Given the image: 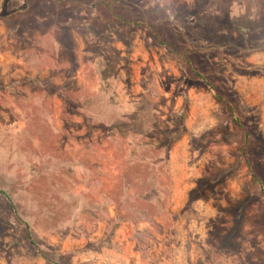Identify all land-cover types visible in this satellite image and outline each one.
Instances as JSON below:
<instances>
[{
  "label": "rangeland",
  "instance_id": "374dc122",
  "mask_svg": "<svg viewBox=\"0 0 264 264\" xmlns=\"http://www.w3.org/2000/svg\"><path fill=\"white\" fill-rule=\"evenodd\" d=\"M138 2H133L136 7L127 6L131 13L141 15L140 19H135L138 25L133 27L134 33L124 35V38H131L129 45L126 47L122 42L114 41L110 47L121 51L124 58L120 62L118 56L110 54L104 58L100 54L105 48H96L93 33L82 22L76 21V17L71 19V9L56 6L55 11L64 14L63 17L60 19L56 15L50 24L36 21L39 27L28 21L33 15H18L16 12L8 15L0 9V19L4 16L6 19L5 29L19 34L21 30L24 35L0 34V76L5 72L0 81L13 86H16L14 81H22L15 89L19 103L14 96L0 93V189L10 191L13 207L10 208L0 196V231L7 225L0 244L4 245L3 248L9 247L13 261L23 257L25 264H36L35 260H41L33 256L34 245L44 240L38 238L33 229L41 233L43 229L62 226L67 217L79 225L85 219L87 221V207L100 204L99 195L104 186L109 189L115 183V189H120V208L122 214L129 217L144 218L148 209L164 204L169 180L166 170L172 177L173 170H176L173 163L177 158L173 150L177 144L168 152L165 147L158 151V146L163 134L174 126V114L184 111V102L187 108L188 102L191 103V110L206 105L210 110H217L215 103L209 100V90L185 66V60L194 64L218 90L231 81L240 83L238 76L250 58L264 64V49L252 50L258 44L264 45L261 23L264 0ZM25 10L34 12L30 6ZM99 13L108 14L105 9L94 8L89 11V16ZM198 17L204 18L205 24L198 21ZM23 21H27L30 27L23 26ZM225 30H233L234 37L238 38L243 31L249 34L244 39L247 50L243 54L228 56L224 52L213 51L214 47L218 49L223 45L221 40L225 37ZM179 31L188 33L189 42H185L183 37L180 39ZM250 34L258 37V43L251 40ZM63 40L66 43H62ZM211 43L214 45H209ZM212 69L218 70L217 79L211 76ZM93 71L95 81L91 75ZM48 77L55 83L72 78L87 88L84 105L110 124L119 142H112L80 117L73 118L65 130L67 133H63L65 127L60 119L62 100L55 95H47L34 81ZM198 101L206 105L198 104ZM51 126L58 131L56 147L52 145ZM32 133L42 140L29 146ZM220 133H214L212 137ZM183 149L181 146L178 150L180 161L184 159ZM39 158L44 159L46 166L55 165L53 169L57 174L51 176L47 169L37 176V181L30 188L18 190L20 184L16 183L19 179L31 178L41 170ZM148 159L153 164L150 170ZM82 161L89 165L77 166ZM164 161H169L168 166H161ZM90 162L97 164L92 166ZM240 173L238 181L227 184V187L247 191L246 173ZM114 175L118 178H112ZM254 191L255 188L250 186V192ZM64 194L69 195L70 203L64 204L60 200ZM147 201L148 204L145 203ZM218 202L225 203V199L218 198ZM74 205L79 207L66 208ZM22 222L28 224L29 227L25 225L27 232L22 230ZM260 226L264 232V205L260 208L254 204L246 229L249 242L245 243L241 255L231 257L225 264H245L250 240L261 235ZM23 233L25 242L21 237ZM180 233L181 230H164L163 241L150 243L145 239L147 233L138 232L143 238L140 250L144 257L148 255V264H180L178 254H174V247H171L174 243L172 237ZM185 236L186 243L193 246L192 250L199 255L206 238L205 229L187 232ZM262 240L259 248L264 251ZM158 243H161V250L157 257L154 248H159ZM258 255L262 256L261 253Z\"/></svg>",
  "mask_w": 264,
  "mask_h": 264
},
{
  "label": "crops",
  "instance_id": "0c3cea01",
  "mask_svg": "<svg viewBox=\"0 0 264 264\" xmlns=\"http://www.w3.org/2000/svg\"><path fill=\"white\" fill-rule=\"evenodd\" d=\"M31 1L33 0H0V9L7 14L9 13L8 15H12L14 12L18 15L20 13L30 15L38 11V3L49 2V0ZM29 6L33 8L34 12L25 10ZM21 9L23 10L21 11ZM5 22L4 16L0 19L2 24L0 34L8 33L17 37L19 32L6 30L4 27ZM19 35L24 36L21 30ZM253 54L252 57H254ZM242 71L243 73L238 76L240 83L239 81H231L227 84L228 87L234 90L241 104L246 107V110L240 114H230V110L222 105L208 90L209 100H212L217 106L216 111L214 109L210 110L207 108L209 106L201 101H198V104L204 103L206 106H199L197 110H191V103L188 102V108L184 113L185 133L173 144V146L177 144L175 146L176 149L174 148L173 150L174 156L177 157L173 163L176 170H173L172 177L169 171L166 170L169 180L164 204L162 203L157 208L148 209L144 218L129 217L122 214L120 208L121 192L120 189H115V183H113L109 189L104 186L103 192L99 195L101 199L99 206L87 207L89 212V215L86 216L88 218L87 221L85 219L79 225V223L71 222L67 217L62 226L47 230L43 229L41 233L33 229L38 238L47 241L49 245H56L62 252L70 254V264H148V255L144 257L145 255L140 250V242L143 238L139 236L138 232L147 233L148 235L145 239L147 242L150 241L152 243L163 241L165 238L164 230H181L180 237L178 235L172 237L174 238V243L171 247H174V254H178L180 264H197L201 250L199 249V255L195 253L192 250L193 246L186 243V236L184 237V235L191 231H201V229H205L207 232L217 218H222L221 220L228 227L232 223V218L227 212L223 213L220 208L228 209L233 204L251 196L256 199V202L248 206L244 213L241 249L238 253L226 257L221 264H225L233 256L241 255L245 243L248 241L246 229L249 224L250 210L254 204L256 206L259 205L260 208L264 205V195L257 191L255 184L252 183L248 163L243 155L244 150L247 155L249 151H256L255 157L258 159L257 161L261 162L260 166L264 168V64H260L254 58H250L246 63V67L242 68ZM3 75H5L4 71L0 77H3ZM14 82L16 86L7 81H0V93L4 95L6 93L13 97L15 89L22 84L21 80ZM17 97L19 98V96ZM18 98L14 96L16 103H19ZM236 118H238L239 122L234 121ZM63 129V133H67L65 132L66 128ZM50 131V134H52V145L56 147L58 131L53 126H51ZM219 131L221 133L219 135L216 134L217 136L213 138V134ZM32 135L29 139V146L34 141L41 142L42 140L37 134L32 133ZM207 135L210 137L208 138ZM173 146L171 149H173ZM181 146H183L185 152L182 161L178 158L180 155L178 150ZM190 152H192L191 159L188 157ZM229 159L232 161L224 164ZM69 160L73 163V160ZM116 163H118L117 167H119L120 162ZM166 163V166H168L169 161ZM94 164L97 163L90 162V165L93 166ZM39 165L41 170L35 176L28 179H19L18 183H16L20 184V191L30 188L33 182L37 181V176L47 169L51 171V176L57 174L56 169H53L55 165H52V167L50 164L46 166L42 158H39ZM80 165L88 166L89 164L82 161L77 166ZM219 170L225 172L221 183L215 185L212 190H206L203 195L196 190L201 183ZM241 171L246 173L247 185L249 186L247 191L237 187H234V189L231 186L230 188L229 186L227 187V184H234L238 181ZM113 177L118 178V175ZM250 186L255 188L253 193L250 192ZM85 193L90 195L88 192ZM68 196V194L62 195L60 200L64 204L70 203ZM218 198H224L225 203L218 202ZM145 203L148 204L149 202ZM205 203V206L202 205ZM74 207L79 206L74 205L66 208L71 210ZM85 222H91L92 224L89 225ZM4 226L5 228H1L0 231V243L7 228L6 224ZM262 230L263 228L260 226L261 238L260 236H255L250 240L249 250L245 253V264H249V261L259 262L264 260V251L259 248L260 241L264 237ZM153 237L155 239L151 240L150 238ZM262 241L264 242V239ZM3 246L0 244V248H3ZM158 247V249L154 248L157 257L160 255L161 243H158ZM8 248L6 245L3 250L0 249V264H9ZM260 253L262 256L258 257ZM19 259L21 264L26 263L23 257ZM35 263L44 264L45 262L41 259L35 260Z\"/></svg>",
  "mask_w": 264,
  "mask_h": 264
},
{
  "label": "trees",
  "instance_id": "16d2710c",
  "mask_svg": "<svg viewBox=\"0 0 264 264\" xmlns=\"http://www.w3.org/2000/svg\"><path fill=\"white\" fill-rule=\"evenodd\" d=\"M143 2V0H138ZM134 0H49L47 3H38V11L35 13H31L34 17L29 18V23L34 24V26H40L37 22H45L48 24L55 19L57 15L58 18H62L64 14H58V11H55V7H66V9H71L70 17L71 19L75 18L76 21H80L83 25L87 26L93 33V42L96 48L101 47L105 48V51L100 52L101 55L107 56L112 54L118 56V62L123 60L121 57V51L114 50L110 48L112 42L120 41L126 47L129 45V41L131 38H124V35L129 36L134 33L133 27L137 26L135 24V19H140L141 15L133 14L128 11V7H136ZM136 2V1H135ZM41 5H43L41 7ZM94 8L105 9L108 14L104 15L103 13H99L97 15L89 16V11L94 10ZM52 10V11H51ZM63 13V12H61ZM81 16V17H80ZM198 16V15H197ZM80 17V18H79ZM132 17V18H131ZM200 22L205 24L204 18L198 17ZM37 21V22H36ZM262 27H264V19L262 20ZM199 25V23L197 24ZM23 26L30 27L27 25V21H23ZM26 30V28H24ZM225 37L221 40L223 45L218 49L214 47L213 51H220L226 53L228 56H237L244 53V50H247L246 42L244 39L249 36L245 31L240 33V37H234V31L225 30ZM180 39L183 37L185 42H189V37L187 32H180ZM187 34V37L186 35ZM188 38V39H187ZM250 38L255 43H258V37L250 34ZM62 43H66L65 40ZM211 46V44H209ZM257 45V44H255ZM246 47V48H245ZM109 51H108V50ZM207 49V48H206ZM212 48H210L211 50ZM264 49V45H257L252 50ZM108 52V54L106 53ZM176 57L183 60V57L179 56L177 52H173ZM128 56V50L126 52V58ZM106 57V60H107ZM117 58V57H116ZM185 66L190 69L191 73L196 76L199 81H201L206 88L213 94V96L227 109L230 110V114L238 113L240 114L242 111L246 110V107L243 106L238 99V96L228 85L223 86L218 90V87L213 85L205 75L200 72L198 68L194 64L189 63L188 61H184ZM218 67V66H217ZM87 70V69H86ZM213 76L215 79L218 78L219 72L214 71L212 69ZM243 73V71H241ZM93 81H95L94 71L92 72ZM39 87L46 92L49 96H57L63 102L61 108L60 119L64 123V127L67 129L70 122L75 117H80L88 121L91 127L94 129H98L100 133L104 134L112 141L119 142V138L112 130L110 124L102 118L98 113L93 112L88 107H86L83 103V98L87 95V88H84L82 85L77 84L74 79L67 78L62 83H55L52 79L45 78L42 80H34ZM31 83V82H29ZM15 96V92L13 93ZM17 97V95H16ZM184 111H180L173 116V124L174 126L163 134V139L160 141L158 146V151H162L165 147L168 152L174 143L178 139L182 137L185 133V118L184 113L187 109V104L184 102ZM239 122L238 118L234 120ZM241 128V126H239ZM256 151H249L248 155L244 150L243 155L246 157V161L248 163V168L250 171L251 181L255 184L257 191H259L262 195H264V168H262L261 162L257 161L258 159L255 157ZM248 156V157H247ZM149 163L151 162L148 159ZM160 163V162H159ZM158 164V163H157ZM161 166L167 165L166 161L160 163ZM151 166L153 164H149ZM149 167V166H148ZM225 172L223 170L217 171V173L211 175L207 178L203 183H201L196 190L199 191L202 195L206 190L213 189L215 185L221 183L224 179ZM20 186L18 187V190ZM22 189V188H21ZM10 191L5 189H0V196L5 199L6 203L10 208H13L11 205ZM256 202L254 197H249L243 201L237 202L230 206L228 209L220 208L221 211L227 212L231 218L232 223L228 227L225 226L222 218H217L216 221H213V224L210 226V229L206 232V238L203 244L200 246L201 255L197 264H221L226 257L238 253L241 249V241L242 237V224L244 219V213L248 206ZM14 208L16 207L13 205ZM24 227H22L23 231H28V224L22 222ZM22 239L25 242V233L21 235ZM30 239V238H29ZM30 241V240H28ZM34 245V244H33ZM36 250L33 254L35 258H40L44 260L45 264H70V254L66 252H62L61 249L56 245H49L45 241H38V244L34 245ZM3 250L4 248H0ZM0 250V251H1ZM8 258L9 264H21L19 258L10 259L9 249H8ZM249 264H264L263 261H249Z\"/></svg>",
  "mask_w": 264,
  "mask_h": 264
}]
</instances>
